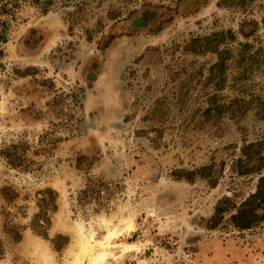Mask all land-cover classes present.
<instances>
[{
    "label": "rangeland",
    "instance_id": "1",
    "mask_svg": "<svg viewBox=\"0 0 264 264\" xmlns=\"http://www.w3.org/2000/svg\"><path fill=\"white\" fill-rule=\"evenodd\" d=\"M0 19V264H264V0Z\"/></svg>",
    "mask_w": 264,
    "mask_h": 264
},
{
    "label": "trees",
    "instance_id": "2",
    "mask_svg": "<svg viewBox=\"0 0 264 264\" xmlns=\"http://www.w3.org/2000/svg\"><path fill=\"white\" fill-rule=\"evenodd\" d=\"M31 4L38 6L42 12H47L55 6L57 0H28ZM7 37V24L4 20L0 19V40H5ZM251 143L247 144V147ZM261 207L264 209V175L258 177V184L256 190L243 201L236 212L232 214V219L240 228H247L253 222L259 219V213L256 208ZM219 206L216 207V214L219 212Z\"/></svg>",
    "mask_w": 264,
    "mask_h": 264
},
{
    "label": "bare ground",
    "instance_id": "3",
    "mask_svg": "<svg viewBox=\"0 0 264 264\" xmlns=\"http://www.w3.org/2000/svg\"><path fill=\"white\" fill-rule=\"evenodd\" d=\"M100 255V254H99ZM91 260H92V256H91V258H90Z\"/></svg>",
    "mask_w": 264,
    "mask_h": 264
}]
</instances>
